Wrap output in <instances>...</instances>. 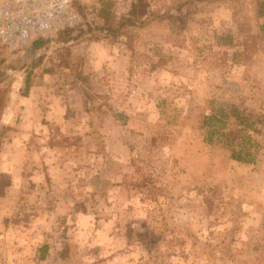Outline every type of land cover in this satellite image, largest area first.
Returning <instances> with one entry per match:
<instances>
[{
  "label": "rangeland",
  "instance_id": "rangeland-1",
  "mask_svg": "<svg viewBox=\"0 0 264 264\" xmlns=\"http://www.w3.org/2000/svg\"><path fill=\"white\" fill-rule=\"evenodd\" d=\"M255 1L72 0L78 25L0 51V264H264Z\"/></svg>",
  "mask_w": 264,
  "mask_h": 264
},
{
  "label": "built area",
  "instance_id": "built-area-1",
  "mask_svg": "<svg viewBox=\"0 0 264 264\" xmlns=\"http://www.w3.org/2000/svg\"><path fill=\"white\" fill-rule=\"evenodd\" d=\"M98 5L93 2L92 9ZM80 21L72 0H0V51L20 50Z\"/></svg>",
  "mask_w": 264,
  "mask_h": 264
},
{
  "label": "trees",
  "instance_id": "trees-1",
  "mask_svg": "<svg viewBox=\"0 0 264 264\" xmlns=\"http://www.w3.org/2000/svg\"><path fill=\"white\" fill-rule=\"evenodd\" d=\"M133 5V4H132ZM255 6H256V12L258 15L264 16V0H257L255 1ZM134 14L130 11L129 15L127 17H124V19H122V22L124 24V32L127 30L128 27L134 26L135 22L137 21L134 18ZM121 24V22H120ZM107 28H102V32L104 33H108ZM43 38H37L32 40L31 46L33 48H38L40 46V43L43 41ZM27 78L24 81V89L27 88ZM230 115L232 117H234V119H236V121L238 123L241 124L242 127H248V128H252L253 130H255L254 128V123L258 122L261 123V117L259 114H254V119H250L249 116H251L249 113L245 114L244 116H242V114H238V109L235 106H232L230 108ZM246 156H248V152L247 149H245L244 147L240 146L238 150H230V157L236 161H243L245 160L244 158H246Z\"/></svg>",
  "mask_w": 264,
  "mask_h": 264
},
{
  "label": "crops",
  "instance_id": "crops-1",
  "mask_svg": "<svg viewBox=\"0 0 264 264\" xmlns=\"http://www.w3.org/2000/svg\"><path fill=\"white\" fill-rule=\"evenodd\" d=\"M27 98L28 97H26L25 100ZM27 102L29 103V98L27 99ZM8 167L4 166V164H3V166L0 168V170L7 171L9 173V175L12 177V181H14V183H15L20 167L17 164H12V165L10 164ZM4 171H1V172H4Z\"/></svg>",
  "mask_w": 264,
  "mask_h": 264
}]
</instances>
